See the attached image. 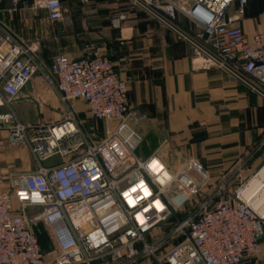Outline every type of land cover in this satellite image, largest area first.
Masks as SVG:
<instances>
[{"label": "built area", "instance_id": "obj_1", "mask_svg": "<svg viewBox=\"0 0 264 264\" xmlns=\"http://www.w3.org/2000/svg\"><path fill=\"white\" fill-rule=\"evenodd\" d=\"M3 1L12 3L10 15L28 8L46 11L53 24L65 18L62 0ZM249 1L196 0L186 6L131 0L190 45L196 68L219 70L264 96V32L248 37L229 16L232 7L243 14ZM180 14L190 28L180 25ZM127 20L120 12L110 25L120 30ZM39 51L0 19V130L8 131L11 145H28L38 163L35 170L11 174L8 185L0 182V264L258 262L264 203L257 207L260 193L252 192L264 167L243 181V161L214 184L199 159L172 171L156 153L139 156L143 137L130 122L128 84L110 57L58 53L47 68ZM37 74L57 93L65 117L26 125L13 103ZM76 100L89 105L102 129L88 126L73 107ZM40 224L54 247L49 252L41 246Z\"/></svg>", "mask_w": 264, "mask_h": 264}, {"label": "crops", "instance_id": "obj_2", "mask_svg": "<svg viewBox=\"0 0 264 264\" xmlns=\"http://www.w3.org/2000/svg\"><path fill=\"white\" fill-rule=\"evenodd\" d=\"M62 1V23L53 24L44 10L21 8L10 15L13 5L9 1L1 3L0 19L25 43L39 45V57L47 68L58 53L73 59L96 51L108 55L116 73L128 84L130 122L143 137L139 156L156 153L173 171L189 159H199L209 169L214 184L243 161V181L264 167L263 95L219 70L196 68L190 45L131 0ZM174 1L191 6L196 0ZM120 12H126L128 20L119 30L111 27L110 18ZM229 16L248 37L264 32V0H250L243 14L232 7ZM178 22L185 28L192 26L182 14ZM49 98L58 105L53 120L48 121L51 123L60 120L63 105L53 87L34 76L15 103L18 119L28 125L38 123L27 117L28 113H21L23 119L16 108L33 102L45 112ZM73 107L87 123L94 122L86 102L76 100ZM37 167L35 159V167L26 171ZM238 180H233V186ZM136 264L157 263L144 259ZM241 264H264V240L258 262Z\"/></svg>", "mask_w": 264, "mask_h": 264}, {"label": "rangeland", "instance_id": "obj_3", "mask_svg": "<svg viewBox=\"0 0 264 264\" xmlns=\"http://www.w3.org/2000/svg\"><path fill=\"white\" fill-rule=\"evenodd\" d=\"M36 76L42 78L43 82L49 86V83L47 82V80H44L45 78L41 74H37ZM16 101L13 103V108L16 105ZM45 105L49 108V110L45 112L42 109L39 110V108L36 106V103L33 102H24L20 104L21 108L17 106L16 110L18 109V113L23 119H25V116L22 114L28 113L26 115L27 117L31 116L33 118L32 120L38 121V123L36 124L48 123V121L53 120L52 118L54 116V112H57L55 110L58 109V105L52 98H49L47 102H45ZM21 109H23L25 113L22 112ZM58 115H60V120L65 117L64 106L61 107V111ZM29 125H31V123ZM88 126L97 129L103 128L102 124H97L96 122L88 123ZM8 137V131L0 130V182L5 185H8V181L11 177V174L17 171H26L29 167H35V157L33 156L30 147H28V145L18 147L13 146L10 144V140ZM55 159L58 158L56 157ZM47 164L48 163H44V165ZM37 229H39L38 235L43 250H45L46 252L51 251L54 247L51 244V240L46 230V227H44L43 224H40Z\"/></svg>", "mask_w": 264, "mask_h": 264}, {"label": "bare ground", "instance_id": "obj_4", "mask_svg": "<svg viewBox=\"0 0 264 264\" xmlns=\"http://www.w3.org/2000/svg\"><path fill=\"white\" fill-rule=\"evenodd\" d=\"M255 181H257L256 183H254V190L252 193L256 194V192L259 191L260 195H259V199L256 200V206L260 207V205L262 203H264V170L263 172H260L259 176L257 179H255ZM257 195L254 197L255 199L257 198Z\"/></svg>", "mask_w": 264, "mask_h": 264}]
</instances>
